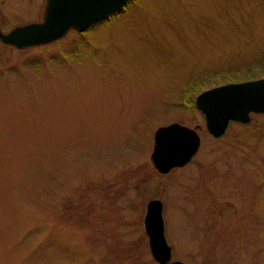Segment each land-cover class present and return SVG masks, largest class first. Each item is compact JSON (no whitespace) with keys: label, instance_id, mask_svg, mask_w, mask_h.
Segmentation results:
<instances>
[{"label":"rangeland","instance_id":"374dc122","mask_svg":"<svg viewBox=\"0 0 264 264\" xmlns=\"http://www.w3.org/2000/svg\"><path fill=\"white\" fill-rule=\"evenodd\" d=\"M260 74L264 0H131L58 45L0 44V264H156L152 197L169 259L264 264V113L212 137L181 98ZM169 120L199 147L162 174L149 153Z\"/></svg>","mask_w":264,"mask_h":264},{"label":"water","instance_id":"95a60500","mask_svg":"<svg viewBox=\"0 0 264 264\" xmlns=\"http://www.w3.org/2000/svg\"><path fill=\"white\" fill-rule=\"evenodd\" d=\"M126 1L45 0L41 20L0 32V38L16 46L46 42L63 35L70 27L85 29L94 21L121 9ZM193 104L203 115L207 131L214 136L220 135L229 120L247 122L250 112L264 111V76L204 88L195 94ZM197 145L198 134L193 127L171 121L154 129L150 160L159 171H166L186 161ZM142 222L156 264H186L169 259L170 245L164 236L161 203L157 198L146 202Z\"/></svg>","mask_w":264,"mask_h":264},{"label":"flooded vegetation","instance_id":"af4514ba","mask_svg":"<svg viewBox=\"0 0 264 264\" xmlns=\"http://www.w3.org/2000/svg\"><path fill=\"white\" fill-rule=\"evenodd\" d=\"M26 3H27V0H0V32L5 33V32H8L11 28H13L16 25L24 24V23L31 22V21H39V20H41L42 12H43V8H44V4H45V0L41 1V10H40V13L38 15L35 14V15H32V16H23V17L18 16L17 12H19V11L20 12H24L25 11V5L24 4H26ZM36 3H38V2H36ZM12 13L15 16H10V15H12ZM84 30L80 31V30H76L74 28H68L66 30V32L62 36H60L58 38H55V39H52L50 41L44 42V43L31 44V45H26V46H16L15 44L5 42V41H3L0 38V44L4 45V47L7 46L9 48L18 49V50L24 49V48H35V47H38V49H41V48L47 47V46L58 45V42L60 41V39L62 37L67 36V34L70 33V32L81 34V33H83ZM77 36L78 37H82L81 35H77ZM70 43H71V41L68 44H70ZM191 108L196 109L194 106H191ZM202 117H203V115H202ZM173 121H178V120H173ZM168 122H171V121L169 120V121H166V122H163V123H159L158 125L166 124ZM178 122H180V121H178ZM233 122H237V121H233ZM182 124H184V123H182ZM185 125H187V124H185ZM193 128H194L195 132L197 134H199L197 129L195 127H193ZM206 132L209 135H211L207 130H206ZM224 132H225V130H224ZM219 136H221V135H219ZM219 136H212V137H219ZM198 140H199V138H198ZM198 147H199V145H197V148H196L195 152L186 161H184L183 163H181L179 165H174V166H185V165H187V163H189L190 160L192 159V157L195 155L196 151L198 150ZM149 159H150V153H149ZM252 161H253L254 165H257V162H256L255 159H252ZM150 162H151V160H150ZM174 166H171L170 169H172ZM153 167L158 171V173H162V174L168 173L170 171L169 169H168L169 171L168 170L159 171L154 165H153ZM257 172L262 174V176L264 177V175H263L264 174V170L261 169V170H259ZM152 198H157V197H152ZM157 199L161 203V200L159 198H157ZM146 202H145V204H146ZM161 207H162V205H161ZM161 216H162V214H161ZM186 216H187V214H186ZM186 218L188 219V216ZM162 221H163V218H162ZM260 224H262L260 226V236H263V238H264V223H260Z\"/></svg>","mask_w":264,"mask_h":264},{"label":"trees","instance_id":"16d2710c","mask_svg":"<svg viewBox=\"0 0 264 264\" xmlns=\"http://www.w3.org/2000/svg\"><path fill=\"white\" fill-rule=\"evenodd\" d=\"M129 1H131V0H129ZM129 1H127V3H129ZM117 12V11H116ZM115 12V13H116ZM260 76H264V74H260ZM248 78H253V76H251V77H246V78H243V77H241V76H237V77H234V78H227L225 81H227V80H244V79H248ZM220 82H223L224 80H219ZM218 81V82H219ZM216 82L217 81H215V80H213V81H211L208 85H210V84H216ZM217 82V83H218ZM197 90H198V88H197ZM197 90L195 89V90H191L190 92H189V96L188 95H186V90L184 91V90H182L181 89V98L183 99V102L186 104V106H192V99H193V96H194V94H195V91L197 92ZM188 93V92H187ZM44 195V194H43Z\"/></svg>","mask_w":264,"mask_h":264},{"label":"bare ground","instance_id":"6f19581e","mask_svg":"<svg viewBox=\"0 0 264 264\" xmlns=\"http://www.w3.org/2000/svg\"><path fill=\"white\" fill-rule=\"evenodd\" d=\"M44 9V8H43Z\"/></svg>","mask_w":264,"mask_h":264}]
</instances>
